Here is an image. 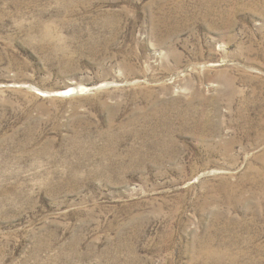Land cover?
Returning a JSON list of instances; mask_svg holds the SVG:
<instances>
[{"label": "rangeland", "instance_id": "1", "mask_svg": "<svg viewBox=\"0 0 264 264\" xmlns=\"http://www.w3.org/2000/svg\"><path fill=\"white\" fill-rule=\"evenodd\" d=\"M0 264H264V0H0Z\"/></svg>", "mask_w": 264, "mask_h": 264}, {"label": "water", "instance_id": "2", "mask_svg": "<svg viewBox=\"0 0 264 264\" xmlns=\"http://www.w3.org/2000/svg\"><path fill=\"white\" fill-rule=\"evenodd\" d=\"M72 92H73V91H72ZM74 92H76V91H74ZM74 92H73V93H74Z\"/></svg>", "mask_w": 264, "mask_h": 264}, {"label": "bare ground", "instance_id": "3", "mask_svg": "<svg viewBox=\"0 0 264 264\" xmlns=\"http://www.w3.org/2000/svg\"><path fill=\"white\" fill-rule=\"evenodd\" d=\"M69 91V90H68Z\"/></svg>", "mask_w": 264, "mask_h": 264}]
</instances>
